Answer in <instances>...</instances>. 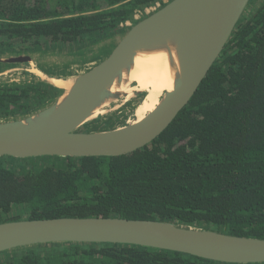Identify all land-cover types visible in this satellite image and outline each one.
<instances>
[{
  "label": "trees",
  "instance_id": "trees-1",
  "mask_svg": "<svg viewBox=\"0 0 264 264\" xmlns=\"http://www.w3.org/2000/svg\"><path fill=\"white\" fill-rule=\"evenodd\" d=\"M162 1L0 0V48L94 42ZM59 92L46 81L0 84V118L22 117ZM22 215L162 220L264 239V0L244 12L189 104L144 148L116 157H0V223ZM0 264L237 263L53 243L0 253Z\"/></svg>",
  "mask_w": 264,
  "mask_h": 264
},
{
  "label": "water",
  "instance_id": "water-1",
  "mask_svg": "<svg viewBox=\"0 0 264 264\" xmlns=\"http://www.w3.org/2000/svg\"><path fill=\"white\" fill-rule=\"evenodd\" d=\"M250 1L167 2L135 22L105 59L74 77L70 89L64 90L48 107L0 122V157H116L149 145L189 104ZM149 51L168 54L174 68L173 88L165 91L156 107L140 121L107 132H80L94 110L110 99L120 98L112 86L124 81L123 75L132 70L137 54ZM32 61L30 56L0 57V63L5 64H32ZM53 243L131 245L219 263H264V239L170 221L99 216L26 218L0 223V253Z\"/></svg>",
  "mask_w": 264,
  "mask_h": 264
},
{
  "label": "rangeland",
  "instance_id": "rangeland-1",
  "mask_svg": "<svg viewBox=\"0 0 264 264\" xmlns=\"http://www.w3.org/2000/svg\"><path fill=\"white\" fill-rule=\"evenodd\" d=\"M258 5L259 0H252L246 9V14L252 13ZM129 28L120 27L113 34L87 44L54 45L42 40L40 43L41 47H39L37 52L26 51L24 47H31L30 45L15 41L12 48H0V57L6 59L17 56H30L33 59L32 64L0 63V84L37 83L47 82L51 78L64 80L74 78L105 59ZM33 70L41 72V76L36 72H32ZM131 85L134 86L135 83H131ZM62 92L64 93V90L60 89L58 95L62 94ZM145 95L146 92L144 90L128 100H124L123 97L120 98L119 101L111 103L104 111L105 113L102 112V114L83 124L79 131L85 133L107 132L123 127L128 122L133 123V119H135L134 109L142 102ZM55 99L56 97L47 105L36 108L24 116L48 107ZM3 121L7 120L0 118V122ZM22 217V219H26L27 215H22Z\"/></svg>",
  "mask_w": 264,
  "mask_h": 264
},
{
  "label": "bare ground",
  "instance_id": "bare-ground-1",
  "mask_svg": "<svg viewBox=\"0 0 264 264\" xmlns=\"http://www.w3.org/2000/svg\"><path fill=\"white\" fill-rule=\"evenodd\" d=\"M32 72H36L41 76V72L38 70H33ZM123 76L124 81L120 85L116 82L112 86V91L119 93L120 98L123 97L124 100H128L135 97L136 91L145 90L146 92L142 102L134 109L135 119H133V123H135L143 119L156 107L165 91H170L173 88L174 68L169 62L168 54L163 51L141 52L134 58V66L130 73ZM73 79L51 78L48 81L67 92L72 85ZM126 80L128 81L127 83L125 82ZM131 83H135V85L132 86ZM120 98L108 100L94 110L88 120L102 114L111 103L119 101Z\"/></svg>",
  "mask_w": 264,
  "mask_h": 264
},
{
  "label": "built area",
  "instance_id": "built-area-1",
  "mask_svg": "<svg viewBox=\"0 0 264 264\" xmlns=\"http://www.w3.org/2000/svg\"><path fill=\"white\" fill-rule=\"evenodd\" d=\"M169 1H171V0H163L161 2L162 4H160L159 2H156V3H154L155 4L154 6L147 7L143 11L137 12L133 16V21L132 22H130V21L129 22H126V23L120 25V27H131L134 22H137V21L141 20L143 17H146L147 15L155 12L156 10H158L159 8H161L162 6H164Z\"/></svg>",
  "mask_w": 264,
  "mask_h": 264
},
{
  "label": "crops",
  "instance_id": "crops-1",
  "mask_svg": "<svg viewBox=\"0 0 264 264\" xmlns=\"http://www.w3.org/2000/svg\"><path fill=\"white\" fill-rule=\"evenodd\" d=\"M116 45H117V44H116ZM116 45H115V46H116ZM115 46H114V47H115ZM113 49H114V48H113ZM113 49H112V50H113ZM112 50H111V51H112ZM111 51H110V53H111ZM58 89L60 90V88H58Z\"/></svg>",
  "mask_w": 264,
  "mask_h": 264
}]
</instances>
